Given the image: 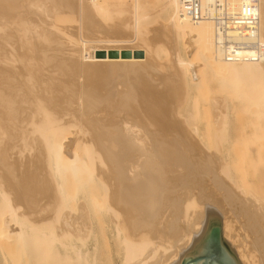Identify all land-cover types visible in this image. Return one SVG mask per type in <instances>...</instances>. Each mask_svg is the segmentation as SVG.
I'll list each match as a JSON object with an SVG mask.
<instances>
[{
  "label": "bare ground",
  "instance_id": "bare-ground-1",
  "mask_svg": "<svg viewBox=\"0 0 264 264\" xmlns=\"http://www.w3.org/2000/svg\"><path fill=\"white\" fill-rule=\"evenodd\" d=\"M219 1L203 10L231 19L248 0ZM140 3L0 0V264H113V252L121 264H171L202 228V196L240 263L264 264V197L224 156L264 141V60H224L213 20L185 19L180 0L156 13L165 47L152 51L156 18ZM98 43L132 56H88ZM231 109L251 128L235 140ZM209 124L215 151L202 146Z\"/></svg>",
  "mask_w": 264,
  "mask_h": 264
},
{
  "label": "rangeland",
  "instance_id": "rangeland-1",
  "mask_svg": "<svg viewBox=\"0 0 264 264\" xmlns=\"http://www.w3.org/2000/svg\"><path fill=\"white\" fill-rule=\"evenodd\" d=\"M113 1H115L116 3H118V0H113ZM128 1H131V0H128ZM141 1V3L140 4H143V9H144V11H148L149 13H151L152 14V16L153 17H155L156 18V21H155V23L153 22V24L149 27V29H150V32H151V36H152V39H151V48H152V51L153 50H155L157 47V49L158 50H160V49H162V48H164L165 46H164V44H165V25H166V20L167 19H163V20H159V19H157V17H156V13L158 12V11H162V13L164 12V5H165V3H166V1L167 0H140ZM164 14V13H163ZM104 36V38H103V36ZM107 35V34H106ZM105 35V33H99V35L97 34L96 35V37L97 38H95V39H98V40H111V39H109L108 37H110V38H112V37H114V36H112L111 37V35L109 36V35H107L106 36ZM103 38V39H102ZM115 38V37H114ZM121 39V38H120ZM99 45H101V47L103 46L101 43H98ZM98 44H90V47H89V51H88V56H89V53L90 54H95V56H99V55H104V56H110V57H112V58H114V57H117V56H119V54H121L122 55V57H124V58H129V57H131L132 56V47L130 46V45H128V48H127V50H126V48L125 49H119V50H117V47L116 46H114L113 48H112V44H110V45H108L110 48H111V50H108V49H110L109 47H107V44L105 45V47L103 46V48L102 49H99V48H101ZM99 46V47H98ZM130 46V47H129ZM116 47V49L114 50V48ZM107 49L108 51H106L105 49ZM121 48V47H120ZM113 49V50H112ZM130 49V50H129ZM99 50V51H98ZM181 50H182V53H183V55L185 56V57H187L188 56V51L187 50H185L183 47L181 48ZM102 51V52H101ZM187 51V52H186ZM107 52H108V55H107ZM103 53V54H102ZM194 56H197L196 55V53H192ZM166 60H167V57H165V54H163L159 59H158V61H159V65H160V69H165V63H166ZM200 60V59H199ZM195 72V71H194ZM198 72H199V70H198ZM198 72L197 73H195L194 74V76H196V77H194V79H193V77H192V79L193 80H191L192 81V83H195L196 85H195V87H196V90H197V92H202L201 94L204 96V98H205V103H204V105L206 106L207 105V96H208V98H209V96L210 95H206V90H207V93H208V90L210 91V88L208 89V88H206V89H204L205 90V95H204V90L201 88V87H199L200 86V82H201V79H202V82H204V83H206L205 81H206V76H205V73L204 72H202V75H200V74H198ZM106 77V76H105ZM102 77V78H100V79H102L100 82H107V83H111V82H115V81H112L113 80V77H109V79L106 77ZM199 77H202V78H199ZM199 78V80L200 81H197V79ZM109 80V81H105V80ZM114 80H116V77L114 78ZM123 80V82H121ZM122 80H119V81H117L116 83H125L126 85H127V82L124 80V79H122ZM207 81H208V79H207ZM198 82H199V84H198ZM115 84V83H114ZM125 84H122V85H125ZM197 85H199V86H197ZM204 88V87H203ZM199 89V90H198ZM201 89V90H200ZM192 93V92H191ZM193 94V93H192ZM212 95V94H211ZM179 108V111H181V112H183V109L185 108V106L184 105H181L180 107H178ZM207 109V108H206ZM204 110H205V108H204ZM232 110V111H231ZM230 110V123H231V131H232V140H235V139H237V137H239L238 135L240 134V133H246V134H249L250 133V130H251V128L247 125V123H248V120H247V118L246 117H244V116H242L243 114L242 113H238V115L237 114H235V112H236V110L235 109H231ZM205 112V111H204ZM232 112V113H231ZM234 112V113H233ZM207 114V113H206ZM205 113H204V116L206 115ZM208 115H209V113H208ZM208 115H206V116H208ZM235 115L236 116H238V117H235ZM239 115H241L240 117H239ZM241 117H242V119H241ZM238 119V120H237ZM237 120V121H236ZM247 120V121H246ZM235 121V122H234ZM244 121H245V123H244ZM205 125V124H204ZM244 126V127H243ZM241 129V130H238V129ZM243 128V129H242ZM248 128H250V129H248ZM248 129V130H247ZM236 130H238L237 131V133H236ZM247 130V131H246ZM238 132H240V133H238ZM249 132V133H248ZM202 133L206 136V140H204V143H203V147H207V148H211V150H213V151H215L214 150V141H212V137L214 136V131H213V128H212V126L209 124V125H206V126H203L202 127ZM244 140V141H243ZM181 140H179V142H180ZM184 140H182V142H183ZM263 142V143H262ZM257 141H256V139L254 140H252V138H250V139H242V142H240V145H239V143L236 145V148H237V146H238V149H236V151L234 152V153H230V154H224V156L225 157H228V158H230V160H232V161H230V162H228V164H230V168H231V170H232V172H233V176H234V179L235 180H237L238 182H242V180H243V177H244V180H245V183L244 184H242V185H245L246 186V189H253L256 193H258L260 196H263L264 197V146H262V145H264V141H259V143H261V144H259V143H257ZM254 145H255V147H254ZM259 147H258V146ZM261 145V146H260ZM258 148H257V147ZM262 147V148H261ZM244 148V149H243ZM258 149V150H257ZM241 150V151H240ZM244 150V151H243ZM261 150H262V152H261ZM237 152V153H236ZM243 152H245V153H243ZM248 152H249V154H248ZM261 152V153H260ZM214 153V152H213ZM243 155H242V154ZM215 154V153H214ZM238 156V157H235L236 155ZM245 154V155H244ZM235 155V156H234ZM244 158H243V157ZM249 156H250V158H249ZM252 156V157H251ZM239 157H241L240 159H242L241 161H239L240 159H239ZM249 159V160H248ZM252 161H251V160ZM259 159H260V161H259ZM263 159V160H262ZM245 160V161H244ZM257 160L260 162H258L257 163ZM238 161H239V163H238ZM254 161V162H253ZM262 161V162H261ZM253 162V163H252ZM238 163V164H237ZM241 163H242V165H241ZM232 164H234L233 166H232ZM243 166V167H242ZM237 169H235V168ZM241 167V168H240ZM236 171H235V170ZM260 171V172H259ZM242 177V178H241ZM246 178V179H245ZM241 179V180H240ZM240 180V181H239ZM247 183V184H246ZM236 231H237V235H238V237H239V235H240V232H241V229H236ZM254 239V238H253ZM112 259H113V264H121L120 263V261H119V259L116 257V254H115V252H113V256H112Z\"/></svg>",
  "mask_w": 264,
  "mask_h": 264
},
{
  "label": "built area",
  "instance_id": "built-area-1",
  "mask_svg": "<svg viewBox=\"0 0 264 264\" xmlns=\"http://www.w3.org/2000/svg\"><path fill=\"white\" fill-rule=\"evenodd\" d=\"M230 0H220L226 7ZM181 14L185 19L200 23L211 18L217 34V43L227 62H258L264 60V46L260 41V9L258 0L241 5L240 13L228 18L225 11L211 16L203 10L202 0H180ZM234 33V35H231Z\"/></svg>",
  "mask_w": 264,
  "mask_h": 264
},
{
  "label": "water",
  "instance_id": "water-1",
  "mask_svg": "<svg viewBox=\"0 0 264 264\" xmlns=\"http://www.w3.org/2000/svg\"><path fill=\"white\" fill-rule=\"evenodd\" d=\"M200 204L205 205L204 218H197L202 228L191 231L189 247L180 252L171 264H241L234 247L223 238L224 215L203 196Z\"/></svg>",
  "mask_w": 264,
  "mask_h": 264
}]
</instances>
